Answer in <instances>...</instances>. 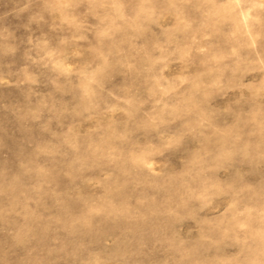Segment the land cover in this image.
Masks as SVG:
<instances>
[{"label": "rangeland", "instance_id": "rangeland-1", "mask_svg": "<svg viewBox=\"0 0 264 264\" xmlns=\"http://www.w3.org/2000/svg\"><path fill=\"white\" fill-rule=\"evenodd\" d=\"M0 264H264V0H0Z\"/></svg>", "mask_w": 264, "mask_h": 264}]
</instances>
